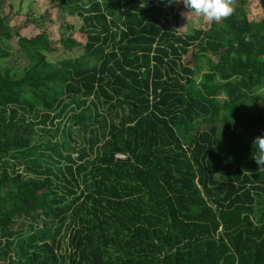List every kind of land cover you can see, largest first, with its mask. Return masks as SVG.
I'll use <instances>...</instances> for the list:
<instances>
[{
	"label": "trees",
	"instance_id": "obj_1",
	"mask_svg": "<svg viewBox=\"0 0 264 264\" xmlns=\"http://www.w3.org/2000/svg\"><path fill=\"white\" fill-rule=\"evenodd\" d=\"M54 1L86 43L0 2V264H264V0L188 34L168 0Z\"/></svg>",
	"mask_w": 264,
	"mask_h": 264
},
{
	"label": "rangeland",
	"instance_id": "obj_2",
	"mask_svg": "<svg viewBox=\"0 0 264 264\" xmlns=\"http://www.w3.org/2000/svg\"><path fill=\"white\" fill-rule=\"evenodd\" d=\"M5 4L4 10L6 13H10L12 16L11 26L16 33L19 31L21 36H36L41 30L38 28L37 22L42 16L50 14L51 22L46 24L44 30L46 31L49 39L53 43V47L61 48V40L67 35L66 27L68 24L75 26V32L73 36L78 38L81 42L86 43V37L83 36L79 30L82 26V20L79 17H71L65 14L58 4L54 0H0ZM179 11L181 14V33L188 34L193 29H205L206 21L201 17L191 16L188 19L183 13L187 12L184 4L179 3ZM248 15L251 21L260 20L262 18V11L259 8V0H249V6L247 8ZM18 29V30H17ZM7 44L10 46L12 52V58L9 59V66L15 67L18 71H22L25 68L27 61L22 55L20 47L18 45V39L9 40ZM82 51H76L74 53L69 52H57L50 55L53 62L58 63L59 61L66 58H77L82 55ZM188 61L192 62V53L187 57Z\"/></svg>",
	"mask_w": 264,
	"mask_h": 264
},
{
	"label": "clouds",
	"instance_id": "obj_3",
	"mask_svg": "<svg viewBox=\"0 0 264 264\" xmlns=\"http://www.w3.org/2000/svg\"><path fill=\"white\" fill-rule=\"evenodd\" d=\"M180 2L181 0H168L169 4ZM182 3L188 9L187 12L183 13L188 21L194 15L203 18L210 24L213 22L220 23L231 17L236 10L237 0H182ZM253 147V158L259 165V171L262 172L264 171V136L256 137L253 141Z\"/></svg>",
	"mask_w": 264,
	"mask_h": 264
},
{
	"label": "built area",
	"instance_id": "obj_4",
	"mask_svg": "<svg viewBox=\"0 0 264 264\" xmlns=\"http://www.w3.org/2000/svg\"><path fill=\"white\" fill-rule=\"evenodd\" d=\"M118 157H122L121 155H119Z\"/></svg>",
	"mask_w": 264,
	"mask_h": 264
}]
</instances>
